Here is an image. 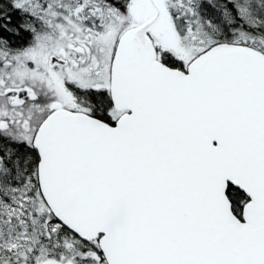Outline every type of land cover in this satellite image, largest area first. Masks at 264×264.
I'll use <instances>...</instances> for the list:
<instances>
[{"label": "snow or ice", "instance_id": "6c2138e0", "mask_svg": "<svg viewBox=\"0 0 264 264\" xmlns=\"http://www.w3.org/2000/svg\"><path fill=\"white\" fill-rule=\"evenodd\" d=\"M0 264H264V0H0Z\"/></svg>", "mask_w": 264, "mask_h": 264}]
</instances>
